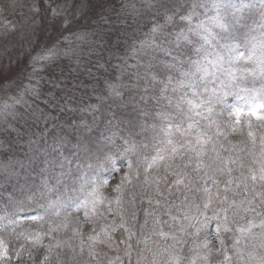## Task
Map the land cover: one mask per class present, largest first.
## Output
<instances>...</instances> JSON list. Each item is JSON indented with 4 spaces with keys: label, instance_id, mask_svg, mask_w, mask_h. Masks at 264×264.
<instances>
[{
    "label": "snow or ice",
    "instance_id": "1",
    "mask_svg": "<svg viewBox=\"0 0 264 264\" xmlns=\"http://www.w3.org/2000/svg\"><path fill=\"white\" fill-rule=\"evenodd\" d=\"M72 7L84 22V30L76 33L78 40L113 43L111 35L115 34L113 47L117 49L119 41L138 30L145 18L151 20L144 38L133 40L131 57L118 65L121 72L136 69L128 87L137 91L130 96L126 118L113 113L109 119L102 107L121 93L106 81L108 95L98 94L97 104L81 109L92 114L91 123L83 121V129L77 126L78 132L91 133L84 137L87 155L82 158L79 151L65 155L67 141L54 138L36 165L40 168L39 185L5 166L3 179L21 196L10 195L0 216V264H12L13 259L20 264L24 254L31 256L26 244L42 243L40 232H21L17 238L23 236L26 244L13 249L10 237L22 219L61 218L49 229L51 236L68 229L72 213L81 211L85 223L108 215L113 219L87 234L80 227L72 228L67 240L48 245L52 258L45 255L41 264H65L55 251L65 247L72 250L74 264H123L120 256L110 257L104 249L118 250L122 244L131 260L134 237L137 246L144 245L135 249L136 264H264V132L254 131L249 121L248 141L240 142L243 147L229 140L231 134L244 135L242 114L264 122V25L257 36L255 29L244 23L257 7L256 0H78ZM259 8L264 20V0H259ZM49 9L54 18L63 14L67 23V5L53 6L51 0L31 5L36 14ZM36 44L30 57L29 82L22 91L0 101V123L19 118L16 108L25 103V95L39 97L42 78L35 74L55 60L58 48L41 45L39 39ZM127 59H135L136 64L127 65ZM229 96L237 97L244 106L227 104ZM164 100L167 104L162 106ZM98 112L103 130L97 124ZM259 127L264 128V123ZM147 132L151 139L143 147L151 151L138 161L136 175L140 176L142 167L143 183L152 196L144 198L150 207L143 210L145 219L138 235L125 218L128 214L136 219L135 196L128 208L117 197L118 210H113V202L105 199L101 189L109 184L104 173L120 171L123 159H127L129 172L114 191L122 192L125 183H132L129 154L140 152L135 137ZM76 147L79 149V144ZM104 205H108L106 210ZM118 229L126 238L115 243L113 233ZM187 245L190 255L183 252ZM85 254L87 260L82 259ZM214 255L222 259H213Z\"/></svg>",
    "mask_w": 264,
    "mask_h": 264
},
{
    "label": "rangeland",
    "instance_id": "2",
    "mask_svg": "<svg viewBox=\"0 0 264 264\" xmlns=\"http://www.w3.org/2000/svg\"><path fill=\"white\" fill-rule=\"evenodd\" d=\"M4 2H7L9 6L4 8L0 4V101L22 91V86L28 84L27 76L28 73L32 72V68L29 66L30 57L34 55L33 49L37 47V39H39L41 45H56L58 55L42 71H38L35 74L37 77L42 78L39 85V97L37 98L31 94L25 95V103L17 105L16 108L20 114L19 118L16 121H10L8 124L0 123V216L4 214L5 206L8 205L10 195L15 197L21 196L19 190H13L12 183L3 179L6 175V165H10L17 172H22L34 179L36 185H39L41 181L39 175L40 168L36 165L43 159V149L52 145L54 138H62L67 141L63 148L65 155H70L76 151H79L82 158L87 155L85 151L87 146L85 145L86 141L84 137L88 135V132L86 130L78 132L77 126L83 129V121L91 123L92 114L87 111L82 112L81 109L87 105L97 104L96 94L101 93L100 91H105V94H108L106 81L115 84L121 95L122 90L124 92L122 96L126 100L125 102H128L127 104L130 105V96L135 95L137 89H130L128 85L130 83L129 81L134 82L132 74L136 69L128 68L126 71L121 72L118 65L125 63V57H131V44L133 40L138 41L143 39L144 34L151 27V20L145 18L141 22L138 30L134 33H129L127 39L122 38L119 41L120 47L119 49L116 48V53L112 55L113 43L116 42L115 34L111 35L113 43H109L107 40H105L104 44L99 43V41L84 43L80 40L79 43H74L77 40L76 33L84 30L81 27L84 22L82 21L81 23L79 21L76 15V9L72 7L78 0H51L53 6L56 4L68 6L67 23L64 22L65 16L63 14L54 18L50 9L47 12L42 10L39 14L31 11V5L36 3L37 0H4ZM181 2L184 3L186 0H181ZM256 3L257 7L247 14L245 21V24L255 29L253 34L258 31V27L257 24L251 23L262 20L259 0H256ZM6 9L7 11H11L9 15L6 14ZM259 35L260 33L257 34V36ZM194 54L195 52L192 55ZM100 59H104V61L108 59L107 61L111 63L109 66L106 65L104 67V69L107 66L109 67L111 72L110 78L106 74L107 78L103 79V81L101 79L99 80L94 72L95 69L97 71L104 70L102 69L103 63H101ZM126 63L127 65H135L136 60L127 59ZM103 73L104 71L100 72L101 77H103ZM97 74L99 76V72ZM123 76L129 77V81L122 80ZM122 81L125 82L124 85H122ZM83 83L85 85L90 84L91 87L87 88ZM63 89H66L67 93ZM121 95L111 98L116 102V100H121ZM115 102L112 103L110 112L108 111L110 102L102 107L103 114L108 116L109 119H111L112 110L120 106L118 101V104H115ZM226 103L238 107L244 106L243 101L235 96L227 97ZM116 114L117 118H126L127 116L125 112L119 113L118 109H116ZM96 115L97 124H99L101 122L98 117L100 113L98 112ZM51 117L54 118L52 119ZM241 118L248 119L255 117L242 114ZM225 119H227V116H225ZM102 128L103 125L101 124ZM235 134H231L229 140L236 142L234 138ZM78 144L79 149L76 147ZM33 157L36 158L34 161L32 160ZM30 161L32 162L30 163ZM33 168H35V171H32ZM73 171L75 172V168ZM110 186H112V182H109L108 186L102 188L101 192H104V196L108 195L106 200L113 202L111 204L112 209L118 210V206L115 204L117 197L109 200L111 196ZM150 194H152V190ZM48 195L51 198H55L54 193ZM37 197L39 198V193H37ZM118 197L125 207L126 199H123V196ZM45 202L43 200L41 201V203ZM137 208L135 220H132L128 214H126L125 218L128 226L133 228L139 235L140 226L144 220V207L138 205ZM9 210L11 209L9 208ZM81 213L83 212L81 211ZM110 216L113 219V216ZM53 218L54 224H56L57 217L54 215L45 216L43 221H32L25 218L21 220L16 230L29 228L32 223L40 224L50 229L52 223L50 224L47 220H53ZM27 233L32 232L29 230ZM21 237L23 240H21ZM113 237L114 242L118 243L119 239L126 238V234L123 233L122 229H118L113 233ZM15 241V248H18L20 244H26L23 236L16 238ZM46 241L47 237L42 240L41 244L35 246H28L26 244V247L31 252V256L24 254L20 264H31L30 262H33L32 264H41L43 257L46 255L45 251H47L44 247V242ZM132 243L134 249L131 260L124 254V245L121 244L119 245V249H116L118 253L116 256H120V258L122 256V260L127 262V264H133L137 260L135 249L137 247H144L143 244L136 245L135 237ZM12 255L15 256V252ZM12 264H18V262L13 259Z\"/></svg>",
    "mask_w": 264,
    "mask_h": 264
},
{
    "label": "trees",
    "instance_id": "3",
    "mask_svg": "<svg viewBox=\"0 0 264 264\" xmlns=\"http://www.w3.org/2000/svg\"><path fill=\"white\" fill-rule=\"evenodd\" d=\"M0 4L4 8H7L9 6V4L7 2L5 3L4 0H2ZM5 12H6L7 15H9V13L11 11H7V9H6ZM148 20H150V19H148ZM81 23H82V21H81ZM77 42L79 43L78 39L74 43H77ZM112 49H113L112 55H114L116 53V51H115L116 48L114 47ZM193 53H194V51H193ZM193 56H195V54ZM107 60L104 61V59H100L101 63H103V68L102 69H104V67L106 65L109 66L111 64ZM96 63H97V66H98V61ZM108 66L104 70H101V71H104V73L102 75L103 77H101V74H100L101 71L100 70L97 71L95 69V71H94L95 74H96L95 76H97V78L99 80L101 79V81H103V79H106L107 78L106 74L108 75V78H110V73L111 72H110ZM97 72H99V76H98ZM122 80L129 81V77H124L123 76ZM124 84H125V82L122 81V85H124ZM83 85H85V83H83ZM85 86L87 88L91 87L90 84L85 85ZM121 87H125V86H121ZM121 87H120V89H121ZM69 89L71 90V88H69ZM63 91H65L67 93L66 89H63ZM100 92L101 93H99V94H102V95H105V96L108 95V94H105V91L104 92L100 91ZM121 92H122V95H124V92L122 90H121ZM97 95L98 94H96V96ZM122 95H121V100H116V102L111 97L108 100L105 101L104 105L110 102L111 106H112V103H114V102H115V104H118L117 101L120 103L119 104L120 106H118V107H116L115 109L112 110V114L113 113L116 114V109H118L119 113H124L125 112L126 115L130 111L131 104L128 105L127 104L128 102H125L126 100L123 98ZM169 95H171V93H169ZM122 99H123V103H122ZM166 104H167V100H164L162 106L166 105ZM51 114H53V113H51ZM54 117H56V116H54ZM54 117H51V118L53 119ZM98 117L100 118V115ZM241 119L244 120L246 123L244 124V128H243L244 135L241 136L239 134V132H237L235 134V136H234V138L236 139L235 143H236V146L238 148L243 147V144L240 143L241 141H245V142L248 141V137H247V131H248L247 122H249V121L251 122V124L253 125V130L254 131H256V132H264V128H260L259 127V125H261L264 122L258 121L256 118H248V119L241 118ZM99 124H101V122H99ZM239 127H240V125H237V128H239ZM93 130H94V133L97 136H99V132L95 128ZM101 130H103V128ZM88 135H91V133H88ZM135 139L137 140V142L140 144L141 147H140V152L135 153V154H132V153L129 154V157H130L132 165H133V167L131 169L132 183L131 184L125 183L122 192L114 191L116 186L121 183V178L126 173L129 172V169L127 167V159H123L122 158L123 162L119 163V167L121 169L120 171H116V172L106 171L104 173V175L107 176L108 180H110L109 182H112V186H110L111 196H110L109 200L110 199H114V198H116L118 196H123V199H126L125 208L126 207L128 208V205L126 206V203L128 204V202L130 200H132L133 196H135V199L137 201L136 208H137L138 205H142L144 207V209H145V208H149L150 207L149 204L147 203V200L144 199V198L147 197V196H152V194H150L151 189L147 188V186L143 183V175H144V173H143V168L142 167L140 168V176L137 177V175H136L137 167L136 166H137L138 161H142L143 160V155L145 153H150V151H151L150 148H144L143 147L144 143L150 141L151 133L150 132L143 133L141 135L136 136ZM117 143L122 145L123 142L121 140H119V138H117ZM85 145L87 146V143H85ZM113 151H114V149H113ZM101 193L104 196V192H101ZM107 196L108 195L104 196L105 199H106ZM141 199H144L143 203H140ZM104 209L105 210L107 209V205H104ZM137 210H138V208H137ZM164 218L167 219V217H164ZM144 219H145V215H144ZM60 220H61V218L57 217L56 224H54V218H53V220H47V222H50V224L52 223V226L50 228H55L57 226V224L60 222ZM77 221H79L80 223H77ZM111 221H112L111 216L108 215L106 217V219L97 218L94 223H85L84 222L83 213H81V212L80 213H75L74 212V213H72V224L69 226V228L68 229H60L59 231L52 233L51 236L48 235L49 229H47L46 226L43 227L40 224H33V223L29 226V228H22V229H19L18 231L16 230V234H19V233L22 232L25 235H27L28 234L27 231H29V230H31L32 233L41 232L42 240L47 237V241L44 242V247L47 250L49 244H55L57 240H60V241L67 240L72 234L71 233V229L72 228L80 227L83 230V232L85 234H87L88 232H90L92 230V228L94 226L97 227V229H98L104 223H110ZM22 224H25V223H22ZM256 231H259V230L257 229ZM16 234L11 235V237H10L13 249H15V247H14L15 244H16L15 239L17 238ZM153 239H155V237ZM21 240H23L22 237H21ZM77 243H78V241H77ZM228 244L229 245L231 244V240L230 239L228 240ZM189 248H190V245H187V246L184 247L183 252H184L185 255H190L191 254V253H189ZM104 250L107 251L109 256L113 257V258L118 254L117 250L115 248L114 249H107L106 248ZM55 251H59L60 252L61 259L65 262V264H74V261L72 259L73 253H72V250L70 248L65 247V248H62V249H59V250H55ZM77 251H78V248H77ZM13 252H15V251H13ZM47 252L48 251H45V254L46 255H50ZM51 258L52 257L50 255V260H51ZM82 259L87 260V255L85 254V256ZM122 259H123V257L121 256V260ZM213 259H222V257H218V256L214 255ZM30 263L32 264L33 262H30ZM123 264H127V262L123 261ZM133 264H136V261L133 262Z\"/></svg>",
    "mask_w": 264,
    "mask_h": 264
}]
</instances>
